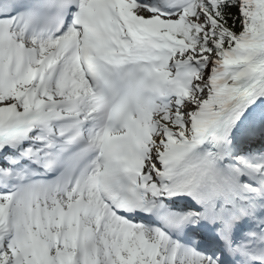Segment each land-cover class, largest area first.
I'll return each instance as SVG.
<instances>
[{
  "label": "snow or ice",
  "instance_id": "snow-or-ice-1",
  "mask_svg": "<svg viewBox=\"0 0 264 264\" xmlns=\"http://www.w3.org/2000/svg\"><path fill=\"white\" fill-rule=\"evenodd\" d=\"M0 264H264V0H0Z\"/></svg>",
  "mask_w": 264,
  "mask_h": 264
}]
</instances>
